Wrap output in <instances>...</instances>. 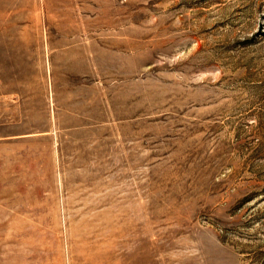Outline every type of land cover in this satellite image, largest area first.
Segmentation results:
<instances>
[{"label":"rangeland","instance_id":"rangeland-1","mask_svg":"<svg viewBox=\"0 0 264 264\" xmlns=\"http://www.w3.org/2000/svg\"><path fill=\"white\" fill-rule=\"evenodd\" d=\"M0 264H264V0H0Z\"/></svg>","mask_w":264,"mask_h":264}]
</instances>
